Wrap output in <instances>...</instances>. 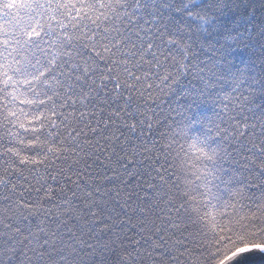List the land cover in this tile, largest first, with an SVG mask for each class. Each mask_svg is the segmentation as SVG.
<instances>
[{
	"label": "snow or ice",
	"instance_id": "1",
	"mask_svg": "<svg viewBox=\"0 0 264 264\" xmlns=\"http://www.w3.org/2000/svg\"><path fill=\"white\" fill-rule=\"evenodd\" d=\"M232 7L0 0V264H264V0Z\"/></svg>",
	"mask_w": 264,
	"mask_h": 264
},
{
	"label": "trees",
	"instance_id": "2",
	"mask_svg": "<svg viewBox=\"0 0 264 264\" xmlns=\"http://www.w3.org/2000/svg\"><path fill=\"white\" fill-rule=\"evenodd\" d=\"M261 2H262V0H232L233 7L231 9L227 10V17L229 19H231V18L237 19L238 21H240L241 27H243V25L247 22L245 19V14L246 13L248 15L251 14V10H250V8L247 7V5L251 4V5H254L257 7L256 16H257V23H259L260 18H261L259 5ZM237 5H239V6L237 7ZM107 187L112 188L113 186L107 185ZM96 199L99 202L101 200V197H96ZM77 203L79 204V201ZM106 204H107L108 211L103 213L102 219L97 220L95 222L96 232L94 234L93 239H95V237H97V236L101 237V239H103L105 237L113 238V237H111L110 233H107L106 231L102 232L101 230L105 229V224L108 222L109 212H111V214L113 216H115L116 213L119 212V208H117L116 205L113 204L111 201H106ZM113 209H114V211H113ZM117 231H118V229H117ZM125 231H127V229H125ZM84 238L88 239L87 236H85Z\"/></svg>",
	"mask_w": 264,
	"mask_h": 264
}]
</instances>
